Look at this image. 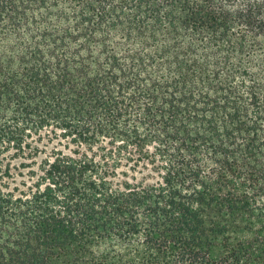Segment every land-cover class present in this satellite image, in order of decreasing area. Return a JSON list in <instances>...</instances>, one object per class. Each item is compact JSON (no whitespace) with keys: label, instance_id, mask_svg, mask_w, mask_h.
Segmentation results:
<instances>
[{"label":"trees","instance_id":"trees-1","mask_svg":"<svg viewBox=\"0 0 264 264\" xmlns=\"http://www.w3.org/2000/svg\"><path fill=\"white\" fill-rule=\"evenodd\" d=\"M0 264H264V0H0Z\"/></svg>","mask_w":264,"mask_h":264},{"label":"rangeland","instance_id":"rangeland-1","mask_svg":"<svg viewBox=\"0 0 264 264\" xmlns=\"http://www.w3.org/2000/svg\"><path fill=\"white\" fill-rule=\"evenodd\" d=\"M60 149H62L64 152H68L63 147H60ZM147 175H148L147 173H144V175H137V178H138L139 181H142L143 177H146ZM156 181H157V177L154 176V174H152V177L150 179H146V182L149 183V184L155 183Z\"/></svg>","mask_w":264,"mask_h":264}]
</instances>
